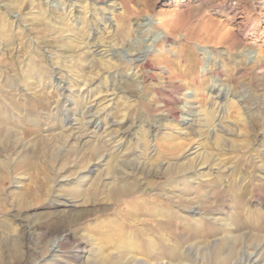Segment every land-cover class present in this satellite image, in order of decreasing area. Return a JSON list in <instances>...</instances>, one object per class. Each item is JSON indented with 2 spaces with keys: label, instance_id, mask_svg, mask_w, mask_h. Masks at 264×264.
Listing matches in <instances>:
<instances>
[{
  "label": "rangeland",
  "instance_id": "obj_1",
  "mask_svg": "<svg viewBox=\"0 0 264 264\" xmlns=\"http://www.w3.org/2000/svg\"><path fill=\"white\" fill-rule=\"evenodd\" d=\"M109 1L115 4V11L106 12L104 15L101 12L103 3H98L90 10L84 8L83 0L78 3H74V0H61L65 8L63 12L44 4L46 0H0V111L10 118V129L17 132L15 138L9 142L0 140V159L6 157L9 162L8 178L0 182V249L9 248L12 251L18 245L12 242L17 230L8 229L5 222H13L14 217L19 214L28 222L35 225L39 223L37 230L30 231L29 237L23 236L18 240L23 242L25 238L29 246L28 258L20 264H52L53 257H50L47 247L49 240L44 239L40 233L47 228L62 225L75 234L76 240L86 242L87 237L91 236L94 238V247H101L103 253L115 258L114 255L119 251L116 246L123 242L120 234L129 226L133 225L134 231L141 226L139 216L126 221L125 213L134 206L137 207L138 215L142 214L150 200L156 202L158 197L164 199L163 194L172 190L175 182L178 187L171 193L174 198H170L168 204L162 202L161 205L165 209L176 208L179 206V199L175 197L181 195L195 202L199 201L206 214H215L218 222L214 226L219 229L216 230L218 233L223 230L218 224L226 216L232 217V228L247 227L244 225L245 221L239 218L246 219L248 210L256 211V200L261 197L264 199V184L258 185L255 178L259 170L264 168L259 165L264 154V0ZM72 4L74 5L69 16L75 18L76 22L89 23L88 28L95 32L92 40L86 34L82 35L84 42L90 41L98 45L99 50L107 51L109 57L115 52H121L118 60L111 58L112 66L109 71L116 74L117 78H127L126 83L121 86L130 100L126 103L124 99H118L110 119L120 121L125 112L127 124L124 128L135 129L142 122L155 129L159 135L157 155L153 158L144 156V147L136 148L137 143L131 142L122 151L123 155L114 153L110 162L99 164L88 179L90 182L97 181L99 190L87 198L74 194L71 185L69 188L62 187L66 181L61 182L64 179L71 183L74 181L80 169L74 162L79 158H85L89 164H97L98 158L87 151L94 145V138L91 135L87 137L89 142L84 148L85 151L76 150V144L65 139L69 134L75 135L76 131L61 132L57 122L51 119L49 108L43 103L38 104L35 110H28L27 104L31 98L24 92L25 80L30 72H56L65 81L66 74L79 76L85 73L87 58L91 55L81 58L79 53L83 46L78 47L76 44L66 48L60 35L68 21L65 12ZM103 16L113 20L112 28L104 31ZM156 20L161 22L160 27L165 30V36L156 23H153ZM77 24L72 30L76 29ZM137 25L141 27L137 29ZM150 40H154L155 47L149 45ZM128 49L145 52L149 66L141 68L138 61L128 63L131 58ZM158 50L162 52L161 56H155ZM94 65L99 68L98 61ZM64 69L65 75L60 72ZM99 74L103 75V70ZM133 76L138 89L129 83ZM213 85L222 88L218 98L214 95L208 96ZM193 92H196L194 100L188 98ZM103 96L104 93L98 97ZM230 97L237 103L228 101ZM192 100L196 105H190ZM17 101L21 106L19 109H22L20 112L10 108L11 104L17 105ZM77 103L81 104V101ZM221 104L225 110L221 114L223 120L218 124L215 119L217 117L212 112ZM257 104L260 109H255ZM188 109L197 115L185 120L184 115ZM213 127L219 132L221 129L230 128L234 134L220 133L223 139L207 136L204 132L212 131ZM178 131L185 135L177 140ZM197 131L201 132L197 134ZM119 133L115 127L108 130V134L114 136ZM38 137H44V145L36 143ZM61 142L65 144H59ZM197 145L201 151L205 150L209 154V166L213 165L212 169L208 167L210 171L202 182L192 181L191 186H186L182 176L184 173L177 175L169 172L161 175L163 172L157 171V175H152L151 172L155 171L156 166L162 163L175 166L178 154ZM100 146V155L109 153L107 146ZM138 155L141 163L151 167V172L131 173L129 167L122 170L123 176H127L128 183L133 185L134 190L113 195L112 203H108L110 210L102 212L105 205L101 193H104V183L113 180L117 173L114 163L125 158L131 160ZM31 162L35 166H31ZM141 182L150 183L145 190H140L138 184ZM81 186H88V183ZM24 193L29 206L20 210L19 204ZM71 193L74 195L71 196ZM241 193L243 199L240 203L235 197ZM57 196H74L73 202L77 210H85V216L67 227L63 223L69 212H53ZM83 197L89 202L86 200L87 203L83 204ZM141 198H145L144 203ZM232 204L242 205V210L237 207L230 209V213L225 212L226 209L222 206ZM100 221H104L106 225L97 226ZM153 225L155 222L150 228ZM172 233L173 241L187 246L189 232L174 230ZM110 237L113 240H108ZM67 249V246H63L57 250L60 254ZM209 262L214 264L213 261ZM12 264L19 263L12 260Z\"/></svg>",
  "mask_w": 264,
  "mask_h": 264
},
{
  "label": "bare ground",
  "instance_id": "obj_2",
  "mask_svg": "<svg viewBox=\"0 0 264 264\" xmlns=\"http://www.w3.org/2000/svg\"><path fill=\"white\" fill-rule=\"evenodd\" d=\"M33 1L34 0H32V2ZM78 1L79 0H74V3H78ZM83 2L84 8L90 10L93 9L98 3H103L104 6L101 7L102 14L106 12H114V7H116L115 4L113 2H110L109 0H83ZM61 3V0H46L44 4H49L48 6L56 8L57 10L63 12L65 11V8ZM73 5L74 4L70 5L69 9L65 12V18H67L68 21L64 25V28L60 31V35L62 41H64L66 45V48L70 45L72 46L76 44L78 47L83 46L81 52L79 53V56H81V58H84L87 55H91L87 58V66L85 68V73H83V75L80 73L81 75L79 76H77L76 74V76H73V74L72 77L71 74H66L65 69L60 70V72H63L64 75L66 74L67 81H65L64 79L62 80L59 76H57L59 74H57L56 72H43L40 70L36 73L30 72L27 74L28 78L25 80L24 92L27 94V96L31 98L30 103L27 104L28 110H35V108L38 107V104L43 103L49 108L50 117L51 119H54V121L57 122L61 132L70 131L71 133L73 131H76V136L74 134H69L65 138L67 141H72L76 144V150L80 149L83 151V149L87 146L89 142L87 140V137L89 135L94 138V145L92 146V148L87 149V151H89L90 155H93V157L98 158L97 164H89L88 161L85 160V158H79V160L74 162V165L77 166V168L80 166V169L76 177L74 178V181L71 183L67 182L68 180L64 179L61 182L63 183L66 181L62 184V187L68 186L69 188V186L71 185L74 194H79L81 197L86 196L87 198L88 196L94 195L95 192L99 190V184L97 181H88V179L93 175L97 167L102 164H105L107 161L110 162L114 157V153H116V155H123L122 151L131 142L137 143L136 148H139L140 146L144 147V156L153 158L157 155V138L159 135L155 131V129H153L152 127H147V125L143 124L142 122L136 125L135 129H130V127H126L127 129L124 128L127 124L124 118L126 116L125 112L120 121H113L110 119L111 111L115 108V102L118 99L122 98L126 101V103H128L130 100V98L126 96V92L124 91L123 86H121L122 84L124 85L126 83L127 78H123L122 76H119L117 78L116 74H113L109 71L112 66L111 58L118 60L119 54L121 52H115L114 54H112V57H109L110 55L107 54L108 52L100 51L98 45L90 41L84 42L81 38L82 35L86 34V36L90 37L92 40L95 32L94 29L88 28L89 23L87 24L86 22L82 21L76 22L75 18L69 16L72 11ZM103 17V31L112 28V18ZM76 23H78L76 29L72 30ZM153 23H156L157 27L160 28V31H162L165 36V30L160 27L161 22L159 20H156ZM139 27L141 26H136L137 29ZM1 30L3 29L1 28ZM149 45H153L152 47H155L154 40H150ZM127 52L129 53V57H131L128 60V63L131 64L132 62L138 61V66L141 68L149 66L147 58L148 56L145 55V52H139L138 50L129 49ZM161 53L162 52L158 50L155 56H161ZM95 61H98L99 68L94 65ZM100 70H103V75L99 74ZM129 83L133 84L135 89H138V84L134 76L129 79ZM74 84L76 85L74 86ZM221 89L222 88H216V86L213 85L211 90L208 92V96L210 97L214 95L216 98H218L221 95ZM103 93L105 94V96L98 97L99 95L101 96V94ZM233 97H230L228 101H231V103L235 104L237 102L234 100ZM188 98L194 100L196 98V92H193L190 96H188ZM193 100L190 105H196V102ZM79 101H81V104L77 103ZM19 105V102L17 103V105L11 104L10 108H12V110L14 111L20 112L22 109H19V107H21ZM258 106L259 104L255 106V109H257ZM224 110L225 107L221 104L216 108V111L212 112V115H215V117H217L215 119L218 121V124H221L223 120L221 114H223ZM51 114L56 115L57 118L56 116H52ZM196 115L197 114H195V112L189 111L188 109V111H186V114L184 115L185 120L189 117H195ZM8 121H10V118H8V116L4 114L3 111H0V140L5 142L13 140L15 138V134L17 133L16 131L15 133L13 130L10 129L11 125ZM112 127H115V129L120 132L118 136H114V134H108V130ZM204 127L205 126H203V128ZM198 132L200 133L201 131H197V134ZM204 133L207 136L211 135V137L220 139H223L220 136V133H227L232 135L234 134L233 130L231 131L230 128L228 130L221 129L220 132L214 128L212 129V131L207 130V133ZM102 135H105V137H102ZM182 135L185 134L182 131H178L177 140L182 137ZM104 138H106V140H103ZM36 140V143L38 145H44V137H38L36 138ZM66 140H64V142ZM15 141L17 140L15 139ZM64 142H61L59 144H62ZM100 144L108 147V154H99L98 150L102 148ZM144 144L146 145L144 146ZM198 145L196 147H189L183 153L178 154V160L175 161V166L169 163H162L156 166V169L152 167L153 169H155V171L153 172H151L150 170L151 167L148 168V164L146 165L144 164V162L141 163L139 161V155L134 156V158L131 160H129L130 158H125L124 160L116 161L114 163V170L117 173H115L114 177L112 178L113 180H108L109 182L107 181L103 185L104 193L101 194H103L104 196L103 200L105 206L102 209V212L110 210V208H108V203H112L111 197L113 195L116 196L117 194L132 192V190H134L133 185H130V183H128L127 176H123L124 174L121 172L122 170L125 171L126 167H129L131 169V173L144 172L146 174H149L151 172L152 175H157V171L163 172L161 173V175L169 172H173L177 175L184 173L185 175L182 176L184 184L186 186H191L192 181H196L198 183L202 182L204 177H206L207 173L210 171L208 170V167L212 169L211 167L213 165L211 164L212 166H209V154L207 155L205 150L201 151V149H199L200 146L198 147ZM98 154L100 155V157H98ZM259 162V165L261 167H264V154L260 158ZM30 165L35 166V164L32 162L30 163ZM8 169V159L6 157L1 158L0 182L8 178ZM187 172H189V175H187ZM255 178L257 180L256 183H258V185H260L261 183L264 184V168L259 170ZM85 182L88 183V186H81V184ZM149 183L141 182L140 184H138V188H140V190H145L149 186ZM40 187L38 189H41ZM177 187L178 183L175 182L173 183L172 190H167V193L163 194V196H165L164 199L158 197V199H156V202L150 200L149 203L145 205V209L142 214L138 215L137 207L134 206L131 207L130 211L128 210L125 213L124 220L126 221H130L129 218L132 219L133 217L139 216L141 226L137 231H134V227H132L133 225L131 222L132 226H129L126 231L120 234V237L123 238H121L123 242H121V244L119 243L120 245L116 246L119 251L114 255L115 258H110L108 254L103 253L101 247H94V238H92L91 236L87 237L88 241L86 242L74 239L75 234H72L73 232L71 233L69 229L65 227V225L52 229H45L40 233V235L44 239L49 240L47 247L49 249L50 257H53L52 264H65V262H69L70 264H113L115 261L116 262L114 264L119 263L121 261L123 262L119 264H205L203 260L206 261V264L210 263L209 260L213 261L214 264H264L263 197L259 199L257 198L258 200H256V211L253 212L251 210H248V215L246 219L239 218V220L243 222L245 221L244 225H247V227L244 228L236 226L235 228H232L234 224L233 219L232 217L226 216V218H223L218 224L219 228L223 229L221 231V234L216 231H219V229L214 226V224L218 222L215 214H206L205 209L203 208L204 206H202L201 202L199 201L195 202L192 199L181 195L182 197H175L179 199L178 207L173 209H165L161 205L162 202L168 204V202H170L168 200L170 198H174L172 197L171 193H173V189H176ZM165 189L166 188H164L163 191H165ZM74 194L71 193V196ZM23 196L24 198L22 197V195L20 196L23 198L19 204L20 210H25L29 206L28 202H26L27 200L25 199V193ZM69 197L64 198L62 196H57V200L53 205L54 213L69 212V216L64 219L63 223L66 224L67 227L70 224L79 221L81 217L85 216L83 215L85 210H77V206L73 202L74 196L71 198ZM235 199L237 201H240L241 203V200L243 199V194L241 193L240 195L236 196ZM86 200L88 199H85L83 204L87 203ZM140 200L143 203L145 202V198H141ZM222 207L223 209H226L225 212H229L237 207L238 209L242 210V205L238 204H232L231 206L224 205ZM254 220L255 222H253ZM153 222H155V225H153V228H150V225L153 224ZM5 223H7L8 229L13 228L17 230L15 234V239H13L12 242L18 245H16L17 247L15 248V250L12 251L8 250L9 248L5 250L0 249V264H12V260H14L16 263L18 262L19 264L26 262V259L28 258L27 254L29 252L27 240L25 238L23 242H21V240L19 242L18 240L20 239V237L23 236L29 237L30 231L37 230L36 227H38L37 225L39 223L37 222V225H35L31 222H28L19 214L14 217L13 222L12 220H9ZM212 224L213 227L211 226ZM96 225L104 227L106 224L104 221H100ZM210 226L212 228H209ZM208 228L211 230V232L208 230ZM116 229L120 230L119 227H116ZM174 230H180L182 232L190 233V238L187 246H184L183 244H177L175 241H173L172 231ZM37 234L39 233L37 232ZM111 237L110 239L108 238V240L111 241L112 238L114 240L116 239L114 237ZM110 241L108 243H111ZM63 246H67L68 249L65 251H61V253L59 254L60 251H58L57 249H61ZM13 247H15V245H13ZM21 247L23 248L21 249Z\"/></svg>",
  "mask_w": 264,
  "mask_h": 264
}]
</instances>
